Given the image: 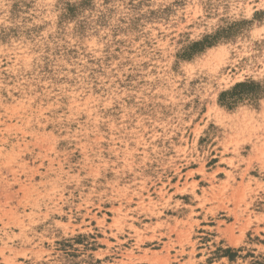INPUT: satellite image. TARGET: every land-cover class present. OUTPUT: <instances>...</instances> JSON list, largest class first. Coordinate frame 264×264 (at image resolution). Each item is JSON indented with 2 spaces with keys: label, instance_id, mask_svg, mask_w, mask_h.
<instances>
[{
  "label": "rangeland",
  "instance_id": "rangeland-1",
  "mask_svg": "<svg viewBox=\"0 0 264 264\" xmlns=\"http://www.w3.org/2000/svg\"><path fill=\"white\" fill-rule=\"evenodd\" d=\"M0 264H264V0H0Z\"/></svg>",
  "mask_w": 264,
  "mask_h": 264
}]
</instances>
